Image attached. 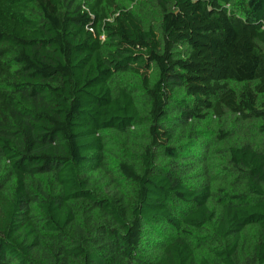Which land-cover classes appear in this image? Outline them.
Returning a JSON list of instances; mask_svg holds the SVG:
<instances>
[{
  "label": "trees",
  "instance_id": "16d2710c",
  "mask_svg": "<svg viewBox=\"0 0 264 264\" xmlns=\"http://www.w3.org/2000/svg\"><path fill=\"white\" fill-rule=\"evenodd\" d=\"M0 264H264V0H0Z\"/></svg>",
  "mask_w": 264,
  "mask_h": 264
},
{
  "label": "rangeland",
  "instance_id": "374dc122",
  "mask_svg": "<svg viewBox=\"0 0 264 264\" xmlns=\"http://www.w3.org/2000/svg\"><path fill=\"white\" fill-rule=\"evenodd\" d=\"M240 134H233L232 135V142L234 141H239L240 138ZM227 146H229V143L226 144ZM222 150L223 147H221ZM221 149L220 150H212V152L209 154L210 155V160L207 163L206 167L204 169H202L200 171V174L202 175H207L209 176L210 180L215 181V179L217 180V182H222L225 179H227L228 177L226 176V174L223 172V170L226 168L225 167V163L222 161V157L221 155ZM209 165V166H208Z\"/></svg>",
  "mask_w": 264,
  "mask_h": 264
}]
</instances>
